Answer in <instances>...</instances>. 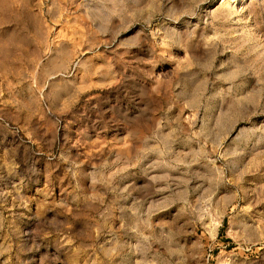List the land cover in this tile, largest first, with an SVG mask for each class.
<instances>
[{"label": "rangeland", "instance_id": "obj_1", "mask_svg": "<svg viewBox=\"0 0 264 264\" xmlns=\"http://www.w3.org/2000/svg\"><path fill=\"white\" fill-rule=\"evenodd\" d=\"M22 1L0 2V264H264V0Z\"/></svg>", "mask_w": 264, "mask_h": 264}, {"label": "bare ground", "instance_id": "obj_2", "mask_svg": "<svg viewBox=\"0 0 264 264\" xmlns=\"http://www.w3.org/2000/svg\"><path fill=\"white\" fill-rule=\"evenodd\" d=\"M2 1V0H1ZM0 1V2H1ZM10 1V0H9ZM17 1V0H16ZM19 1V0H18ZM20 1H22V0H20ZM24 1V0H23ZM21 2V3H24V2ZM27 1V3H28V0H26ZM43 1L44 0H35V3H32V4H29L28 5V7L30 8V10H31V13H33V15H35V17L36 18H38L39 19V22H40V20H42V21H47V19H49V18H47L46 17V15H45V13H44V7H43ZM58 1V0H57ZM61 3V8H62V10H65L66 12H69L70 10H72L71 8H70V6H69V4L70 3H66L64 0H61L60 1ZM241 2H242V0H230V3L232 4V5H234V6H239V5H241ZM3 3V2H2ZM18 3V2H17ZM59 3V2H58ZM57 3V4H58ZM45 4V3H44ZM72 4V3H71ZM20 6V5H19ZM10 7V6H9ZM21 7V6H20ZM75 7H77V5L75 6ZM56 8V7H55ZM73 8V7H72ZM17 9V8H16ZM74 10V9H73ZM13 11V10H12ZM80 12V11H79ZM18 13V12H17ZM53 14V13H52ZM58 15V14H57ZM14 16V15H13ZM18 16V15H17ZM53 17V16H52ZM59 18L58 19H61V17H65L66 18V20L67 19H70L71 21L72 20H74V23H75V21H77V20H80V21H82L84 24H86V26H87V28L88 29H90L91 28V26H90V22L87 20V17L86 16H84V14H82V13H77V11L75 10V11H73V12H71V13H64V15L63 14H60L59 16H58ZM57 18V17H56ZM55 18V19H56ZM52 20H53V18H52ZM62 20H63V18H62ZM56 22V21H55ZM61 22V21H60ZM70 22V21H69ZM56 23H58V28L56 29V37H57V42L56 43H59V44H62L63 46H68V44L70 43V41H72V40H70L71 38H69L70 36L67 34H65V33H63L62 31V27H60V25H59V21L58 22H56ZM71 23V22H70ZM81 23V22H80ZM39 24V23H38ZM82 24V23H81ZM49 27H50V25H49ZM50 29V28H49ZM52 29V28H51ZM50 29V30H51ZM55 29V28H54ZM69 29V28H68ZM47 31V30H46ZM48 33V32H47ZM71 33V32H70ZM55 35V34H54ZM71 35V34H70ZM69 36V37H68ZM68 37V38H67ZM54 38H55V36H54ZM78 39V38H77ZM51 42V41H50ZM55 42V41H54ZM74 42V41H73ZM73 42H71V44L73 45L74 43ZM79 43H81L80 41H78ZM76 44H78V43H76ZM99 44V43H98ZM148 44H150V43H148ZM147 44V45H148ZM71 45V46H72ZM79 45V44H78ZM74 46V45H73ZM73 46H72V48H73ZM62 47V46H61ZM150 47V46H149ZM66 49H69V47L68 48H66ZM74 49V48H73ZM150 49H151V47H150ZM67 51V50H66ZM71 51V50H70ZM69 50H68V52H70ZM74 52V51H73ZM66 54V53H65ZM74 54V53H73ZM70 55H71V53H70ZM121 76V75H120Z\"/></svg>", "mask_w": 264, "mask_h": 264}]
</instances>
